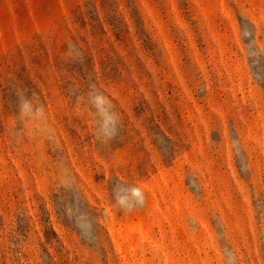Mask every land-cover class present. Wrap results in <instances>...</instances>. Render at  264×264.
<instances>
[{"label": "rangeland", "instance_id": "obj_1", "mask_svg": "<svg viewBox=\"0 0 264 264\" xmlns=\"http://www.w3.org/2000/svg\"><path fill=\"white\" fill-rule=\"evenodd\" d=\"M0 264H264V0H0Z\"/></svg>", "mask_w": 264, "mask_h": 264}, {"label": "clouds", "instance_id": "obj_2", "mask_svg": "<svg viewBox=\"0 0 264 264\" xmlns=\"http://www.w3.org/2000/svg\"><path fill=\"white\" fill-rule=\"evenodd\" d=\"M66 57L72 62L81 61L83 59V51L75 42L70 40L67 42ZM87 88L89 107L94 118L96 138L102 144H108L120 134V114L111 98L96 83L90 82ZM16 95L18 98V117L21 121L35 123L46 120L45 105L35 93L29 96L23 87H18ZM112 200L115 206L127 213L143 206L145 196L143 189L139 185L126 184L118 180L112 188ZM88 222L91 225L90 219Z\"/></svg>", "mask_w": 264, "mask_h": 264}]
</instances>
